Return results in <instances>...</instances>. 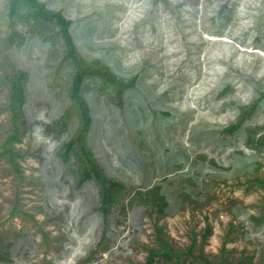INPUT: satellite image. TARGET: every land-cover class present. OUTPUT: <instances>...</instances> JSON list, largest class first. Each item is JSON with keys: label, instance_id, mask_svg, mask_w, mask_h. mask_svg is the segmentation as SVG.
Returning <instances> with one entry per match:
<instances>
[{"label": "rangeland", "instance_id": "1", "mask_svg": "<svg viewBox=\"0 0 264 264\" xmlns=\"http://www.w3.org/2000/svg\"><path fill=\"white\" fill-rule=\"evenodd\" d=\"M39 1L91 123L56 23L0 0V264H264V0Z\"/></svg>", "mask_w": 264, "mask_h": 264}, {"label": "trees", "instance_id": "2", "mask_svg": "<svg viewBox=\"0 0 264 264\" xmlns=\"http://www.w3.org/2000/svg\"><path fill=\"white\" fill-rule=\"evenodd\" d=\"M24 4L27 8L35 11V14L40 17L41 19L45 21H54L58 27V30L60 31L62 38L64 40L65 46H66V52L67 56L73 60V62L77 65L78 71L75 75V79L73 81V97L81 106L82 109V117L84 121V131L90 126V116L89 111L87 109V106L85 105V102L82 99L81 96V83L83 80L82 77V69L87 66V63L79 56V53L74 45L72 36L70 34V25L71 21L66 19L61 12H55L51 11L46 8L44 3H41L39 0H25ZM15 10L14 7L11 8V16L14 14ZM262 98H264V94L262 95ZM25 100L24 91L21 86V81H12V102L9 105V109L11 110V113L13 115V125L15 129L18 128V121H19V113H18V106L16 103H23ZM253 107V106H252ZM251 107V108H252ZM252 109H246L243 112V116L248 115ZM237 127L234 126L230 130L234 131ZM16 140L15 134L11 135L5 142V151H9L12 155H14V150L11 148H7L6 145L11 143L12 141ZM85 152V151H84ZM86 156L89 158V155L85 152ZM12 166L15 168L16 172L20 174L21 167L11 160ZM93 171L95 174H98V169L94 163L90 162Z\"/></svg>", "mask_w": 264, "mask_h": 264}, {"label": "bare ground", "instance_id": "3", "mask_svg": "<svg viewBox=\"0 0 264 264\" xmlns=\"http://www.w3.org/2000/svg\"><path fill=\"white\" fill-rule=\"evenodd\" d=\"M188 116V115H187ZM198 122V121H197ZM194 123V125H195V122H193ZM206 123H203V127H204V125H205ZM146 132V131H145ZM242 151V150H241ZM243 155H246V154H243ZM237 173H242L241 171H239V172H237Z\"/></svg>", "mask_w": 264, "mask_h": 264}]
</instances>
